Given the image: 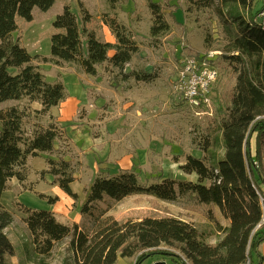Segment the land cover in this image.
<instances>
[{
	"label": "trees",
	"instance_id": "trees-1",
	"mask_svg": "<svg viewBox=\"0 0 264 264\" xmlns=\"http://www.w3.org/2000/svg\"><path fill=\"white\" fill-rule=\"evenodd\" d=\"M54 1L0 0V102L25 98L39 103L40 109L35 113L45 114L66 98L63 84L46 81L32 63L38 56H31L11 39L17 29L16 16L29 22L34 8L45 12ZM123 1L106 0L111 10ZM145 1L152 15L149 34L157 38L169 30L165 8L159 0ZM254 1L185 0L188 10L212 9L226 36L220 62L227 75L218 84L213 116L207 119L200 140L192 144L202 155H187L179 167L184 174L195 175L196 180L165 179L145 186L129 170L100 177L86 193L80 224L70 226L59 223L50 211L23 208V221L37 257L48 258L57 244L68 239L74 264H116L124 258H133L140 264L155 255L184 264L172 258L178 256L171 251H178L191 264H241L246 257L251 264H261L258 248L264 241V227L256 229V225L260 219L257 192L264 193V7L254 10ZM80 13L82 23H88L91 16L87 10L81 7ZM207 17L212 18V14ZM104 23L115 38L114 44L101 42L94 32L80 28L70 7H64L52 22L54 30L60 32L50 37V56L41 61L55 66L76 63L89 76H95L96 67L106 62L122 72L137 52L136 45L122 25L112 19ZM128 75L139 81L150 79L142 72L124 77ZM24 116L17 107L0 110V198L8 189L9 180L26 181L22 169L28 157L53 152L55 141L63 137L62 130L50 123L37 128L30 138H24ZM46 165L40 175H51L52 184L74 181L69 161L62 157L47 158ZM109 195L112 203L133 195H146L167 203L191 204L187 207L196 210L199 206H213L228 224L221 226L211 214L207 215L220 236L210 244L206 234L176 217L119 222L107 215L111 208V203L106 202ZM55 201L48 198L50 204ZM12 217L0 203V264H6V256L13 252L4 232Z\"/></svg>",
	"mask_w": 264,
	"mask_h": 264
},
{
	"label": "rangeland",
	"instance_id": "rangeland-1",
	"mask_svg": "<svg viewBox=\"0 0 264 264\" xmlns=\"http://www.w3.org/2000/svg\"><path fill=\"white\" fill-rule=\"evenodd\" d=\"M159 2L165 8L169 30L157 38L149 34L152 15L145 0H125L113 10L106 0H55L45 12L34 8L29 22L15 17L17 29L11 34V39L31 56H38L32 63L38 66L46 81L63 84L66 98L62 101L63 105L52 107L45 114L35 113V108H40L39 103L25 98L1 101L0 110L17 107L24 112V138H30L37 128L50 123L67 133L62 131L58 149L27 158L22 169L27 183L19 187L16 181L14 186L9 183L0 201L13 216L12 223L4 230L13 246L12 254L6 256V264H74L68 239L57 244L48 258L37 257L23 221L24 209L49 211L51 204L48 198L67 190L60 184L48 183L53 178L51 175L46 180L41 177L40 172L46 168L47 158L62 157L70 162L74 181L78 182L74 186L83 187L79 196L86 195L98 178L109 177L122 170L135 173L145 186L165 179L196 180L195 175L184 174L179 167L187 155H202L193 149L192 144L200 140L207 119L213 116L218 84L225 81L227 75L220 62L226 36L212 9L191 11L187 9L185 0ZM66 6L76 16L80 28L94 32L101 42L115 43L104 20L112 19L124 27L137 52L122 72L106 62L96 67L95 76H89L76 63L55 66L41 61V58L50 56V37L60 32L54 30L52 22ZM81 7L91 16L88 23H82ZM262 7L264 0L254 1V10ZM209 13L212 18L208 19ZM82 46L85 52L84 38ZM194 54L199 58L209 57L210 64L219 74L211 107L205 112L189 108L173 90L181 57ZM141 72L148 74L150 79L139 81L133 75L124 77V74ZM106 192L111 195L109 190ZM110 195L106 196V202L111 203L107 215L119 222L145 217H176L192 223L199 232L206 234L210 244H214L220 236L207 215L211 214L221 226L228 224L213 206H199L196 210L187 207L191 204L167 203L146 195H133L112 203ZM74 198L77 199L76 196ZM161 250L166 249L161 247ZM177 252L169 253L176 254L178 257L172 258L180 263L189 262ZM157 263L175 264L171 257L160 255L151 256L140 264Z\"/></svg>",
	"mask_w": 264,
	"mask_h": 264
},
{
	"label": "built area",
	"instance_id": "built-area-1",
	"mask_svg": "<svg viewBox=\"0 0 264 264\" xmlns=\"http://www.w3.org/2000/svg\"><path fill=\"white\" fill-rule=\"evenodd\" d=\"M263 16V14H261ZM218 70L210 64V58H195L184 55L181 57L179 68L173 84V90L179 94L185 104L197 112H205L211 107L214 86L218 80ZM260 219L256 229L264 227V193L257 192ZM132 264H136L135 259ZM184 264H190L185 261ZM241 264H251L246 257Z\"/></svg>",
	"mask_w": 264,
	"mask_h": 264
},
{
	"label": "crops",
	"instance_id": "crops-1",
	"mask_svg": "<svg viewBox=\"0 0 264 264\" xmlns=\"http://www.w3.org/2000/svg\"><path fill=\"white\" fill-rule=\"evenodd\" d=\"M74 92H75V90H74ZM58 105H63V102H60ZM35 109L36 110H39L40 108H35ZM62 131H65V130L62 129ZM58 145H59V142H58V140H56L55 143H54V150L58 149ZM47 156H48V154H47ZM46 169H47V166H46V168L44 170H46ZM46 178H48V175H45L44 176V180H46ZM49 180L50 181L48 183H52L53 178H51ZM14 181H16V180L15 179H12V182H8V184L9 183L10 184L12 183V185H13ZM24 183L26 184L27 183V180L25 182H23V183H18L16 181L17 187H19V185L24 184ZM77 183L78 182L74 181V182L68 183V184H60L61 186H65V188H67V190L65 189L63 192L57 193V195L54 196V198L56 199V201L51 204V208H50L49 211L52 213V215L54 216V218L59 223H61L63 225L80 224V222L82 220V216L80 215V209H81L82 203H84V200H85V196L86 195L83 194L82 196H79L80 193H82L83 187H82V185H80V187L74 186ZM56 185H58V184H56ZM6 191H4L2 193V196L0 198V201L2 200V197H3V195H4V193ZM75 196L77 197V199L74 198ZM49 198H53V197H49ZM78 201H79V203L77 204ZM76 206H78L77 209H76ZM258 252H259L258 253L259 256L261 257L260 258L261 264H264V241L260 244V246L258 248ZM255 260L256 261L258 260L257 257L255 258ZM133 261H134L133 258H124V259H119L116 264H130V262L132 264Z\"/></svg>",
	"mask_w": 264,
	"mask_h": 264
}]
</instances>
